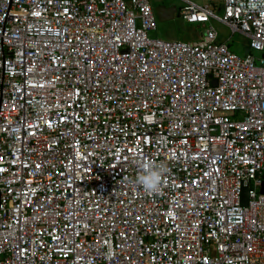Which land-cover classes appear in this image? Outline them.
I'll return each instance as SVG.
<instances>
[{
  "label": "built area",
  "instance_id": "1",
  "mask_svg": "<svg viewBox=\"0 0 264 264\" xmlns=\"http://www.w3.org/2000/svg\"><path fill=\"white\" fill-rule=\"evenodd\" d=\"M182 1L0 0V264H264V0Z\"/></svg>",
  "mask_w": 264,
  "mask_h": 264
},
{
  "label": "rangeland",
  "instance_id": "2",
  "mask_svg": "<svg viewBox=\"0 0 264 264\" xmlns=\"http://www.w3.org/2000/svg\"><path fill=\"white\" fill-rule=\"evenodd\" d=\"M188 1L199 5L207 4L212 10L213 14L218 17L221 15L219 5L222 0ZM148 2L152 6L153 11L158 6H163L164 9L170 6L175 8L172 13V17L167 19L159 20L154 14L156 17V27L154 30L148 31V35L150 37L162 40L180 39L186 41H196L199 39V34L202 32L204 26L198 23H187L181 19V17L178 15V12L180 6L184 4L182 0H148ZM210 21L217 31V39L219 41H224L227 44V47L237 55L243 54V50L247 48L248 38L238 32H233L230 34L228 29L216 19H211ZM251 52L255 58H260L261 54H263L264 60V51Z\"/></svg>",
  "mask_w": 264,
  "mask_h": 264
},
{
  "label": "clouds",
  "instance_id": "3",
  "mask_svg": "<svg viewBox=\"0 0 264 264\" xmlns=\"http://www.w3.org/2000/svg\"><path fill=\"white\" fill-rule=\"evenodd\" d=\"M140 174L135 182L142 186L148 193H157L160 190L161 178L168 171L165 165H155L151 163H141Z\"/></svg>",
  "mask_w": 264,
  "mask_h": 264
},
{
  "label": "water",
  "instance_id": "4",
  "mask_svg": "<svg viewBox=\"0 0 264 264\" xmlns=\"http://www.w3.org/2000/svg\"><path fill=\"white\" fill-rule=\"evenodd\" d=\"M175 10L174 7L170 6L168 8H163V6H158L155 8L154 12L156 17H158L159 20L167 19L172 17V13ZM262 178H264V173L262 174ZM263 186H260L259 191L262 192ZM247 188L245 186H241L240 189V203L245 204L247 201V196H246Z\"/></svg>",
  "mask_w": 264,
  "mask_h": 264
}]
</instances>
